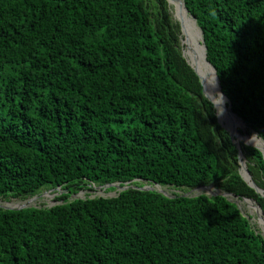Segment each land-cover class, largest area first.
<instances>
[{
  "label": "trees",
  "instance_id": "obj_1",
  "mask_svg": "<svg viewBox=\"0 0 264 264\" xmlns=\"http://www.w3.org/2000/svg\"><path fill=\"white\" fill-rule=\"evenodd\" d=\"M183 2L231 111L264 141V0ZM180 40L167 0H0V199L57 193L0 206V264H264L226 196L139 189L212 186L264 217ZM238 144L264 190L262 152ZM112 183L131 185L76 196Z\"/></svg>",
  "mask_w": 264,
  "mask_h": 264
},
{
  "label": "rangeland",
  "instance_id": "obj_2",
  "mask_svg": "<svg viewBox=\"0 0 264 264\" xmlns=\"http://www.w3.org/2000/svg\"><path fill=\"white\" fill-rule=\"evenodd\" d=\"M171 6V15L174 19L176 17L174 16L175 10L174 6L170 4ZM176 8V7H175ZM198 42H200V38L198 39ZM180 45H181V52L183 56L185 57L186 61L188 63L190 62V55L188 53V49H192V47L189 45L187 39L184 38L183 33H181V40H180ZM189 46V47H188ZM218 113V112H217ZM219 115V114H218ZM220 119V117H219ZM221 121V120H220ZM222 124H226L227 122H221ZM226 126V125H225ZM244 127L239 126L238 130L239 133L241 134V138H239L238 142H249V143H254L251 141L252 138L255 140H259L260 142L262 139L258 137L257 134L254 132H251L250 134L244 133ZM256 136V137H255ZM237 142V141H236ZM237 142V143H238ZM126 185H131V184H126ZM141 186H148L151 187L153 190L160 192L162 194H167V195H172V194H181V195H187V196H194L198 195L201 193L205 194H210L209 190H211L213 193L220 192L218 189H215L212 186H208L209 190H206L204 188H175L171 187L169 185H160V184H148L147 182H142ZM108 186H93L89 190H84L80 191L76 196L77 197H84L85 195H88L90 197L93 196H104V197H110L114 196L117 194V192L120 190L118 187H113V189H108ZM57 193L51 190H43L40 193L32 196V197H27L25 199H19V198H10V199H0V206H7V207H12V208H18L22 205L25 206H50L55 203L54 197ZM226 198L232 202H234L237 207L239 208L240 212L248 219L250 222V225L253 229H255L258 233H260L264 237V220L263 216L259 213V211L256 209L254 203L248 201V200H243L242 198L235 197L232 195H226ZM26 203V204H25Z\"/></svg>",
  "mask_w": 264,
  "mask_h": 264
},
{
  "label": "bare ground",
  "instance_id": "obj_3",
  "mask_svg": "<svg viewBox=\"0 0 264 264\" xmlns=\"http://www.w3.org/2000/svg\"><path fill=\"white\" fill-rule=\"evenodd\" d=\"M171 4L174 6L175 16L180 17L182 20V25L184 29V33L186 34V38L189 45L192 49H188V53L190 55V62L193 67L196 68L197 72L204 78V89L205 92L211 97V99L215 102L218 108V114L221 122H227L225 125L227 128L234 132L235 138H241V134L239 133L238 126H240V122L238 119L229 112L226 107V101L224 97H222L217 91V81L214 76L213 70L210 65L205 61L202 46L198 42V30L193 23L192 18L188 15L186 10L180 6L179 0H170ZM176 7V8H175ZM193 50L196 51L197 55L194 54ZM222 97V100H221ZM224 125V124H223ZM256 137V136H255ZM252 142L257 143L259 140L251 139ZM202 187H199L200 189ZM206 189V188H204ZM207 190V189H206ZM26 204V203H25Z\"/></svg>",
  "mask_w": 264,
  "mask_h": 264
},
{
  "label": "water",
  "instance_id": "obj_4",
  "mask_svg": "<svg viewBox=\"0 0 264 264\" xmlns=\"http://www.w3.org/2000/svg\"><path fill=\"white\" fill-rule=\"evenodd\" d=\"M167 2H168L169 4H171V1H170V0H167ZM179 4H180V6H182V7L186 10V12H187V9H186L185 6H184V2H183V0H179ZM172 5H173V4H172ZM187 13H188V12H187ZM188 15H189V14H188ZM174 16H175V14H174ZM189 16L192 18L193 23H194V25L196 26V28H197V30H198V33H197V34H198V36H199V38H200V42H201V46H202V53H203V56H204L205 61L210 65V67H211L212 70H213L214 76H215L216 81H217V91H218V93H219L222 97H224V99H225V101H226V104H225L226 107L228 108L229 112L232 113V114L238 119V121L240 122V126L245 127L243 121H242V120H241V119H240L235 113H233V112L231 111V108H230V102L228 101L227 97L223 94V92H222V90H221V87H220V85H219V81H218V77H217V75H216L215 69H214L213 65H211L210 62L206 59V47H205V44H204V41H203L202 31H201L200 28L196 25L195 18H194L193 16H191V15H189ZM175 17H176V16H175ZM176 20H177L178 23H179L181 33H183L184 38H186V34L184 33V29H183V25H182V20H181V18H180V17H176ZM188 47H189V46H188ZM193 52H194V54L197 55V53H196L195 50H193ZM188 64L191 66V68L193 69V71L196 73L197 77H198L199 80H200V83H201V86H202V93H203L204 96H205V97H206V98H207V99L213 104V106H214V108H215V110H216V116H217V121H218V123H219L224 129H226V130L228 131V133H229V135H230L232 141L236 143V147H237V149H238L239 165H240L239 173H240L241 177L243 178V180H244L249 186H251L252 188H254L255 191H256L257 193H259V194H261V195H264V190L258 188V187L255 185L254 181L252 180V178H251V176H250V174H249V172H248V170H247L245 160H244V158H243V156H242V153H241V150H240V146H239V144L236 142V138H235L236 136L234 135V132H233L232 130H230L229 128H227L225 125H223V124L221 123V121H220V119H219V115H218V113H217V112H218V108H217L215 102H214V101L211 99V97L205 92V89H204V78H203V77L197 72L196 68L193 67L191 63H188ZM245 143H247V144H251V145L255 146L256 148H258V149L262 152V154H263V156H264V141H263V140H262L261 142L259 141L258 144H257V143H249V142H247V141H246ZM107 186L118 187L120 190H123V189H126L129 185H122V186H119V185L116 184V183H112V184H108ZM199 187L206 188L207 190H209V189H208V186H199ZM199 187H195V188H199ZM139 189H141V190H153L151 187H148V186H144V187H143V186H140ZM209 192H210V195L221 194V195H224V196H226V195H232V196L237 197L236 195L231 194V193H225V192H217V193H213L211 190H209ZM165 195H167V194H165ZM167 196L172 197L171 195H167ZM241 198H242L243 200H248V201L254 203L256 209H257V210L259 211V213L263 216V213H262V211L260 210L259 206H258V205H257L252 199H250V198H246V197H241ZM2 207H3V208H6V209H13L12 207H7V206H2ZM22 207H25V205H22V206H20V207H18V208H22ZM263 220H264V217H263Z\"/></svg>",
  "mask_w": 264,
  "mask_h": 264
},
{
  "label": "clouds",
  "instance_id": "obj_5",
  "mask_svg": "<svg viewBox=\"0 0 264 264\" xmlns=\"http://www.w3.org/2000/svg\"><path fill=\"white\" fill-rule=\"evenodd\" d=\"M221 100H222V97H221Z\"/></svg>",
  "mask_w": 264,
  "mask_h": 264
}]
</instances>
